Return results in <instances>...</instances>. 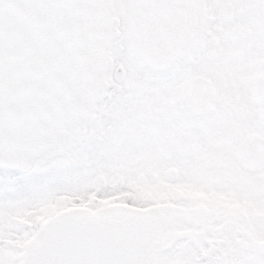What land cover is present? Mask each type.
I'll use <instances>...</instances> for the list:
<instances>
[{"label": "snow or ice", "instance_id": "6c2138e0", "mask_svg": "<svg viewBox=\"0 0 264 264\" xmlns=\"http://www.w3.org/2000/svg\"><path fill=\"white\" fill-rule=\"evenodd\" d=\"M0 264H264V0H0Z\"/></svg>", "mask_w": 264, "mask_h": 264}]
</instances>
